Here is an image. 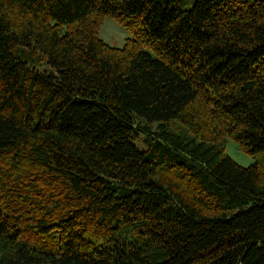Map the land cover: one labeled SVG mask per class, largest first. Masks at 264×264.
<instances>
[{"label": "trees", "instance_id": "obj_1", "mask_svg": "<svg viewBox=\"0 0 264 264\" xmlns=\"http://www.w3.org/2000/svg\"><path fill=\"white\" fill-rule=\"evenodd\" d=\"M0 264H264V0H0Z\"/></svg>", "mask_w": 264, "mask_h": 264}, {"label": "rangeland", "instance_id": "obj_2", "mask_svg": "<svg viewBox=\"0 0 264 264\" xmlns=\"http://www.w3.org/2000/svg\"><path fill=\"white\" fill-rule=\"evenodd\" d=\"M97 30L98 35L104 39L107 43L114 46H125L129 38L132 37L131 33L122 26V23L112 16H101L97 17ZM184 133V130H179ZM225 152L229 154L234 160L242 165H249L253 163L256 158L255 156L247 153L242 149L239 143L231 137H227L224 140ZM164 172L162 171V174ZM164 175H166L164 173ZM49 191V190H48Z\"/></svg>", "mask_w": 264, "mask_h": 264}]
</instances>
